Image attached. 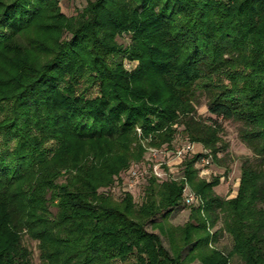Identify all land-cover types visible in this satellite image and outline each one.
<instances>
[{
    "label": "trees",
    "instance_id": "trees-1",
    "mask_svg": "<svg viewBox=\"0 0 264 264\" xmlns=\"http://www.w3.org/2000/svg\"><path fill=\"white\" fill-rule=\"evenodd\" d=\"M224 122L256 160L235 197L198 179L202 154L185 181L112 197L143 140L170 150L182 134L217 159ZM186 184L199 205L176 227ZM24 237L40 264H264V0H87L71 17L59 0H0V264H32Z\"/></svg>",
    "mask_w": 264,
    "mask_h": 264
},
{
    "label": "rangeland",
    "instance_id": "rangeland-1",
    "mask_svg": "<svg viewBox=\"0 0 264 264\" xmlns=\"http://www.w3.org/2000/svg\"><path fill=\"white\" fill-rule=\"evenodd\" d=\"M61 11L71 17L75 16L81 9H83L87 0H59ZM122 44H129L130 40L128 37L123 39H118ZM123 64L125 68L129 71H133L138 62H132L124 60ZM198 115L202 118H208V110L206 107L205 97H201L200 105L197 107ZM240 125L234 122H224L223 123V132L220 137L222 141L228 146L226 151L219 153L217 159H214L210 151L204 149L198 143H191L188 139L184 138L182 134H178L172 144L170 150L165 148H155L148 145V140H143V147L145 149V154L140 163L131 164L128 171L120 174V179L116 181L113 188L111 189V195L114 199L118 200L123 193H129L133 195L134 200L139 202L140 197L142 196L143 183L147 181L151 176L155 177L161 182L165 180L170 181H180L184 180V171H185V162L194 158L198 154H202L199 159L194 163V169L197 171L198 179H204L210 181L219 177V185L214 189L215 195H218L224 199H231L236 196L237 189L239 185L240 175H241V166L244 158H249L253 166L256 165V160L251 151L238 139V131ZM182 130V127L179 128V131ZM137 133L141 136L140 128H137ZM187 144H192L193 149L190 152L185 153L184 155L178 157L176 155L177 151H180ZM206 159L209 163L208 165H202L201 159ZM154 171H157L159 174H162L161 178H158ZM135 172L137 177H131V173ZM134 178L135 180L131 179ZM134 184V185H133ZM130 185L132 187H130ZM141 185V186H140ZM185 192H191L195 195L196 200L192 204L186 203V193L183 192V204L172 210V213L169 217V224L173 226H183L186 222L189 221L190 209L192 207H197L199 205V197L189 188L186 184L184 188ZM156 221L161 220V216L155 218ZM223 223L217 222L215 228L211 230V233L222 228ZM147 230L154 233H159L158 230L152 229L151 225L147 226ZM216 237V241L213 246L217 249L227 253L232 248L231 237L228 236L225 232H219ZM162 242L165 247H169L168 241L161 236ZM31 251L32 264H40L39 258V249L38 242L31 241L27 237L23 238V243ZM198 264V262L193 263ZM230 264H243V262L238 258L234 257L231 260Z\"/></svg>",
    "mask_w": 264,
    "mask_h": 264
},
{
    "label": "built area",
    "instance_id": "built-area-1",
    "mask_svg": "<svg viewBox=\"0 0 264 264\" xmlns=\"http://www.w3.org/2000/svg\"><path fill=\"white\" fill-rule=\"evenodd\" d=\"M192 149H193V145L192 144H187L184 148H182L180 151H177L176 152V155L178 156V157H180V156H182V155H184L185 153H187V152H190V151H192ZM201 161H202V165H208V161L206 160V159H201ZM154 173H155V175L158 177V178H161V176H162V174H159L157 171H154ZM131 177H137V174L135 173V172H132L131 173ZM131 179H133V180H135L134 178H131ZM134 185V184H133ZM130 187H132L131 185H130ZM185 192V191H184ZM186 193V203H188V204H192V203H194L195 202V200H196V197H195V195L193 194V193H191V192H185Z\"/></svg>",
    "mask_w": 264,
    "mask_h": 264
}]
</instances>
